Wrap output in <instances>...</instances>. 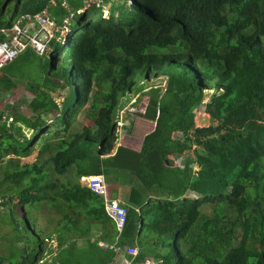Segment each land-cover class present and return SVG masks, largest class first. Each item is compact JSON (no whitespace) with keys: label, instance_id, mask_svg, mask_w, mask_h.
Returning a JSON list of instances; mask_svg holds the SVG:
<instances>
[{"label":"trees","instance_id":"1","mask_svg":"<svg viewBox=\"0 0 264 264\" xmlns=\"http://www.w3.org/2000/svg\"><path fill=\"white\" fill-rule=\"evenodd\" d=\"M50 1L0 0V28L45 8L60 21L67 10ZM69 1L82 8L81 0ZM102 4L75 15L67 41L53 44L47 70L40 65L38 92L15 113L34 136L23 135L18 123L0 125V165L12 156L16 167L4 171L0 194L17 191L21 207L47 204L58 217H48L49 230L36 216L32 225L23 208L38 243L33 260L27 255L22 264L113 263L117 254L99 241H115V223L104 197L79 181L98 173L130 185L123 243L143 239V229L154 239L172 238L161 264H264V0ZM39 56L28 47L0 68V98L39 65ZM153 82L164 85L145 115L154 127L138 148L118 144L120 98ZM65 88L56 101L52 92ZM84 108L92 124L69 133ZM199 114L209 123L200 125ZM37 144L35 160L21 163ZM144 259L140 250L135 260Z\"/></svg>","mask_w":264,"mask_h":264},{"label":"rangeland","instance_id":"2","mask_svg":"<svg viewBox=\"0 0 264 264\" xmlns=\"http://www.w3.org/2000/svg\"><path fill=\"white\" fill-rule=\"evenodd\" d=\"M105 16V14H104ZM82 32L81 29L77 30L76 35ZM61 60L64 59L66 48L61 46L60 48ZM39 65L33 68V81L29 82V89L24 87H18L14 91L10 92L8 97L13 98L19 104L21 109H26V105L31 100L36 92H38L40 84L43 79V72L41 66L44 70H47L49 63V54L40 55L37 60ZM41 65V66H40ZM63 80L66 79L64 75L61 76ZM25 83V81H23ZM21 82V83H23ZM23 83V84H24ZM160 82L153 83H138L134 87L133 93H128L120 98V102L116 111V116L118 121L123 124L118 123V143H126L128 146L133 148L140 147L144 134L150 129L152 122H150L146 117V112L148 111L150 105L156 97H159L164 90V85L159 84ZM68 89L65 88L60 90V94L64 97L67 94ZM139 92L140 97H136V93ZM55 95V91L52 92ZM137 99V100H135ZM8 100V99H7ZM61 102V101H60ZM123 117V119H122ZM136 117L138 120L133 124V118ZM143 118V119H142ZM198 123L200 125H206L209 123V119L202 114H199ZM49 124H54L53 129L62 128V124H57L56 122H49ZM92 120L86 116V108H84L81 113L76 116V119L72 121L70 132H76L80 130L84 125H91ZM25 135L27 138L34 136L35 132L28 131L26 128ZM40 144L36 145V149L28 157H22L20 159L21 163H31L35 160L37 155V148ZM11 157H6L0 165V181L3 177L4 171H13L14 167L9 160ZM55 177V176H53ZM61 180H64L61 177ZM107 185L109 190V195L116 192V184L111 183L110 179H107ZM4 182L2 187L6 185ZM13 183V182H12ZM14 184V183H13ZM14 186V185H13ZM18 193L15 191V197L18 199ZM18 203V202H17ZM27 211V216L33 225V216L37 217L38 226L46 229H52L54 223L48 220V217L53 216L55 219L58 217L53 213L52 209L46 204L45 206L39 208L38 205L33 204V201L24 205V207L16 206L14 204L7 203L6 205H0V249L2 250V256L7 260L8 263H15L19 261V256H22L21 246L26 245L30 251L32 250L31 260H33V244L38 243L37 239L33 236V231L29 229L26 219L24 218L23 210ZM35 210H34V209ZM205 212L211 211V205H206L204 208ZM147 233L152 231L146 229ZM147 238L142 239V245L147 244L149 241ZM171 242L172 238L168 237L167 240L161 242L164 245L165 253L170 249L165 242ZM252 261V260H251ZM252 264V263H251Z\"/></svg>","mask_w":264,"mask_h":264},{"label":"built area","instance_id":"3","mask_svg":"<svg viewBox=\"0 0 264 264\" xmlns=\"http://www.w3.org/2000/svg\"><path fill=\"white\" fill-rule=\"evenodd\" d=\"M102 2L103 0H84V6L75 9L69 0H61L67 13L62 16L60 21L56 20L49 8L36 13L25 12L19 14L10 26L0 28V68L17 58L28 47H32L39 55L50 54L54 48V43H65L67 41L72 32L75 15L94 5L103 6ZM58 4L57 0L50 1L51 6H58ZM103 10L106 15L107 11L105 8ZM54 96L56 101L62 102L60 89L55 90ZM13 122V116L0 117V125L7 124L10 126ZM120 124L122 125L123 122ZM80 181L96 194L105 197L106 213L115 222L118 230L117 239L121 240L128 223L129 210L127 205L119 199L108 197V188L103 174L81 175ZM7 200V197H0V204ZM14 202L17 203L18 200H14ZM112 247L118 253L124 252L132 257L139 254L137 246L116 244Z\"/></svg>","mask_w":264,"mask_h":264},{"label":"crops","instance_id":"4","mask_svg":"<svg viewBox=\"0 0 264 264\" xmlns=\"http://www.w3.org/2000/svg\"><path fill=\"white\" fill-rule=\"evenodd\" d=\"M80 3H81V5H82V7L84 6V0H81L80 1ZM12 62V61H11ZM10 63V62H9ZM28 69V71L31 69L32 71L29 73V74H27V73H25L24 75H26L27 74V76L25 77V78H21V79H16V81H15V85L12 87V88H10V89H8V90H6L5 92H3L2 94V97L0 98V117L1 116H13V118H14V115H15V113H19V111L20 112H23L24 110L23 109H21V107L20 108H18L19 107V104H18V102L16 101V100H14L13 98H11V97H8V95L10 94V92H12V91H14L15 89H17L18 87H24L25 89H29V82L31 81H33V67L32 68H27ZM23 81H25V83L23 82ZM21 82H23V83H21ZM62 98H64L63 96H62ZM8 99V100H7ZM30 101V100H29ZM63 101V100H62ZM122 119H123V117H122ZM143 119V118H142ZM137 118L136 117H134L133 118V124L135 123V122H137ZM150 122H152V124H151V127H150V129L144 134V136L147 134V133H149L151 130H152V128L154 127V121H152V120H150V119H148ZM119 122V121H118ZM13 123H16V121L14 120V122ZM18 123V124H17ZM16 124L19 126V127H21V131H22V134L24 135H27V131H26V128H27V130H32L33 132H35V130L33 129V128H31V127H28V126H26L24 123H22V122H17ZM15 124V125H16ZM118 144H123V145H126V146H128L126 143H118ZM130 147V146H129ZM188 154L190 153V152H187ZM9 157V156H8ZM10 157H12V156H10ZM15 156H13V158H14ZM173 159H177V160H182L181 158H183L184 157V155H182V153H176V152H174V153H172V156H171ZM16 158V157H15ZM22 158V157H21ZM198 169V167L197 166H195V170H197ZM98 174H103L104 175V177H105V182H106V185H107V179L109 178L110 179V182L111 183H113L112 182V180H111V177H106L105 176V174L104 173H98ZM80 178V177H79ZM79 181H80V179H79ZM81 182V181H80ZM120 183V184H119ZM81 184L83 185V186H85L82 182H81ZM114 184H116V182H114ZM115 186H117V190H116V192H114V193H111L110 195H109V190H108V197L109 198H111V199H119L121 202H125L126 201V198H127V194H128V191H129V189H130V185L128 184V183H122L121 184V182H119L118 181V184H116ZM86 187V186H85ZM88 188V187H87ZM107 188H108V185H107ZM188 196H191V195H194V193L192 194V193H188L187 194ZM103 196V195H102ZM0 197H7L8 198V200L6 201V202H4V203H1V204H3V205H6L7 203H12V204H14V205H20L19 203H15L14 202V200L16 201L17 200V197H15L14 195H11V194H8V195H5L4 196V194H0ZM104 197V196H103ZM10 198H12V200H10ZM104 199H105V197H104ZM126 203V202H125ZM0 204V205H1ZM112 219V218H111ZM113 220V219H112ZM115 223V222H114ZM115 227H116V224H115ZM116 230H117V227H116ZM140 232V231H139ZM141 235H145V237L144 238H148V239H150L151 241H149L147 244H145V245H142L140 242H141V240H142V238H141V236H139L138 237V239H136V243H126L125 244V242L123 243L122 242V238H121V240H119V239H117V237H118V230H117V232H116V237H115V241L113 242V243H111L110 245H108V244H106L104 241H99V243L101 244V245H104V246H108V247H110L113 251H115V253L117 254V256L115 257V259H114V261H113V263L112 264H161V260L159 259V257L163 254H165V248H164V245H162L161 244V242H162V239H154V234L152 233V232H150V233H147L146 232V229L144 230L143 229V231H142V234ZM54 243H56V240H54ZM119 245V244H121V245H123V246H126V245H132V246H137L138 248H139V252H140V250L141 251H143V253L145 254V257H146V259H144V260H140V261H138L137 260V262H136V258H137V256H135V257H132V256H130V255H127V254H125L124 252L123 253H118L113 247H112V245ZM48 245H50V244H48ZM142 245V246H141ZM45 247V253L47 252V248H46V246H44ZM21 250H22V256H19V261H17V262H15V263H12V262H9L8 263V261L7 260H4L5 258L1 255L2 254V250L0 249V264H22L23 263V259H24V257L25 256H31L32 255V250L30 251V249H28V247L26 246V245H22L21 246ZM46 257H49L48 255L46 256ZM46 259V258H45ZM43 261L44 260H41L40 261V263H38V264H41V263H43ZM24 264H33V262L32 263H24Z\"/></svg>","mask_w":264,"mask_h":264}]
</instances>
